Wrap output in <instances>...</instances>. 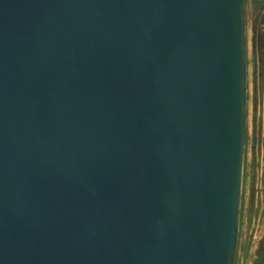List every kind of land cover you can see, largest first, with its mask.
Listing matches in <instances>:
<instances>
[{
  "label": "water",
  "instance_id": "1",
  "mask_svg": "<svg viewBox=\"0 0 264 264\" xmlns=\"http://www.w3.org/2000/svg\"><path fill=\"white\" fill-rule=\"evenodd\" d=\"M244 0H0V264H233Z\"/></svg>",
  "mask_w": 264,
  "mask_h": 264
},
{
  "label": "rangeland",
  "instance_id": "2",
  "mask_svg": "<svg viewBox=\"0 0 264 264\" xmlns=\"http://www.w3.org/2000/svg\"><path fill=\"white\" fill-rule=\"evenodd\" d=\"M246 109L239 228L233 264H264V0L243 2Z\"/></svg>",
  "mask_w": 264,
  "mask_h": 264
},
{
  "label": "trees",
  "instance_id": "3",
  "mask_svg": "<svg viewBox=\"0 0 264 264\" xmlns=\"http://www.w3.org/2000/svg\"><path fill=\"white\" fill-rule=\"evenodd\" d=\"M245 1V0H244ZM261 0H255V3L256 2H260ZM234 261H235V256H234ZM234 261H233V263H234Z\"/></svg>",
  "mask_w": 264,
  "mask_h": 264
}]
</instances>
